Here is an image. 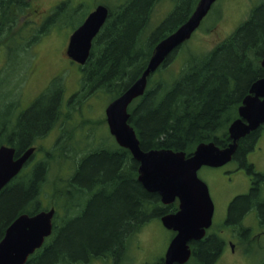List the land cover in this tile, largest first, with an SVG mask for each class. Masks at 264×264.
Here are the masks:
<instances>
[{"label": "trees", "instance_id": "obj_1", "mask_svg": "<svg viewBox=\"0 0 264 264\" xmlns=\"http://www.w3.org/2000/svg\"><path fill=\"white\" fill-rule=\"evenodd\" d=\"M169 1L118 0L105 5L107 19L80 69L81 90L112 101L141 75L154 46L187 20L199 0H176L174 11L150 29L154 7ZM80 9L81 6L72 10L68 1L62 2L37 26L33 19L39 13L35 0H0V48L6 66L20 63L33 40L45 35L63 12L75 14ZM180 48L172 51L147 78L144 94L128 108V122L143 151L164 148L190 154L201 142L226 146L228 121L234 118L251 84L264 77L260 65L264 56V2L209 51L186 50L178 73L156 79L178 51L183 53ZM62 94V89L51 85L36 96L26 111L15 116L18 105L8 102L4 106L6 119L0 117V146L14 147L17 153L33 146L36 150L27 167L0 192V239L18 216L54 208L51 236L25 264H85L105 257H112V264H118L127 236L152 218L174 213L177 204L164 206L158 194L147 192L137 180L138 162L128 150L112 142L73 162L72 169L78 171L67 174L65 194L72 195L70 182L78 190L76 193L84 192L88 203L81 214L66 221L59 214L68 209L61 206L60 177L48 181L53 154L41 151L38 145L50 131L59 129L62 134L67 127L64 108L77 101L70 98L65 102ZM45 197L49 200H43ZM42 201L47 206H42ZM236 202L243 206L247 199ZM216 252L213 241L197 242L191 260L211 264L217 258ZM161 262L162 259L155 264ZM259 264H264V258Z\"/></svg>", "mask_w": 264, "mask_h": 264}, {"label": "water", "instance_id": "obj_2", "mask_svg": "<svg viewBox=\"0 0 264 264\" xmlns=\"http://www.w3.org/2000/svg\"><path fill=\"white\" fill-rule=\"evenodd\" d=\"M215 0H199L191 16L175 31L159 41L140 77L105 108L106 123L116 143L127 149L138 162L137 180L150 193L158 194L161 203L177 200V211L160 217L162 226L174 232L161 264H185L191 251L189 243L201 239L211 224L213 203L206 184L198 178L202 166H222L231 159L236 141L264 123V78L254 81L238 109V118L228 127L232 142L219 148L213 142L199 143L191 155L171 149L141 150L133 127L129 124L128 106L144 94L148 76L165 58L188 40ZM107 8L99 4L68 40L66 56L78 64L89 58L92 39L107 18ZM264 68V57L261 60ZM29 148L18 157L15 149L0 146V191L16 176L33 153ZM54 210L34 215L18 216L5 230L0 240V264H25L27 258L39 249L51 234Z\"/></svg>", "mask_w": 264, "mask_h": 264}, {"label": "rangeland", "instance_id": "obj_3", "mask_svg": "<svg viewBox=\"0 0 264 264\" xmlns=\"http://www.w3.org/2000/svg\"><path fill=\"white\" fill-rule=\"evenodd\" d=\"M66 1L72 10L81 6L80 11L75 14L68 11L63 12V17L59 16L45 35L38 40H33L34 44L23 53L25 57L20 63L8 68L4 52L0 48V79L6 76L0 83V90H2L0 91V117L5 116L6 119L4 108L6 103L11 102L13 105H18V108L14 110L13 116H15L51 85L63 90L62 98L65 102L70 101V98L77 101L74 104L70 103V107L64 108L67 114L65 116L67 127L64 132L60 134V130L55 129L46 137L41 138L38 144L41 145L39 146L42 148L41 151L53 154L48 181H54L57 175L60 177L69 174L76 152L80 151L82 156L84 155L82 150L89 148L96 150L101 148L98 147L99 145L109 146L113 142L103 121L104 109L110 101L109 98L94 94L92 97L86 90H81L79 66L66 58L65 49L73 29L95 6L98 4L112 5L118 0H35V7L39 12L35 17L33 16L35 23L39 24L42 17L43 19L47 17L51 8ZM263 2L264 0H217L214 8L202 21L200 28L180 48L181 51L184 50L183 53L180 55L178 51L179 53L175 54L170 64L155 78H168L178 73L186 50L197 53L209 51L230 35L249 17L250 12ZM170 6L169 2H161L154 7L149 22L150 29L153 30L159 25L171 11ZM77 104L79 106H76ZM52 113L55 114V108ZM8 126H11L10 122ZM208 175L213 176L207 169L198 172V177L209 187L206 180ZM43 200L48 201L49 199L45 197ZM45 201H42V206H47ZM247 223L253 225L255 229L256 221L248 219L245 221V224ZM218 225H214L213 229L218 230L216 228ZM262 229L260 227L255 229V232L260 234L258 237L251 236L254 238L253 244L247 245L244 251H239L234 255L222 253L211 264H259L264 258V229ZM260 230L262 231L258 232ZM227 235L228 230L225 229L221 236L227 240ZM172 236L173 233L165 229L159 219H150L135 234L127 236L124 241L125 252L118 264L159 262ZM85 264L105 263L103 260H92ZM107 264L111 262L108 261ZM188 264H194V261L190 260Z\"/></svg>", "mask_w": 264, "mask_h": 264}, {"label": "flooded vegetation", "instance_id": "obj_4", "mask_svg": "<svg viewBox=\"0 0 264 264\" xmlns=\"http://www.w3.org/2000/svg\"><path fill=\"white\" fill-rule=\"evenodd\" d=\"M169 3L170 5L172 3L170 9L171 11H174L173 9L175 8L177 1L171 0ZM191 13L192 11L189 12V16ZM149 33L147 34L149 35ZM184 44L185 42H183L178 48L182 47ZM242 100L237 107V112L234 115V118L227 123L226 132L228 136L225 147L232 142L227 130L232 121L238 118V108L241 106ZM28 107L29 106H26L22 110L26 111ZM238 145L239 147L237 148ZM98 147H103V145H99ZM236 149H238L237 152H235ZM92 151H94V148L93 150H90V148L82 150V153L87 155ZM80 154L81 152H76L74 154L73 162H77L78 159H80ZM203 169L209 170L213 175L212 177L208 175L209 177L206 178L210 188L204 182L208 187L209 195L213 202V214L211 224L205 229L203 237L197 241L189 243L191 251L189 260L194 255L193 251L197 248V242L206 240L213 241L216 245L217 252L215 255L217 256L222 253L234 255L239 251H244L247 245L253 244L252 240L254 238L251 236L256 235L258 237L260 234L256 233L255 229L258 227L264 229V123L236 141L235 150L231 155V159L227 163L217 167L202 166L198 172ZM77 171L78 170L71 169L69 174ZM60 181L62 198L61 206H67L68 209L65 211L60 210L59 214H61L65 220L67 218L71 219L85 210L88 201L87 199L85 200L84 192L76 193L78 190H76V187H72L70 182L68 187L70 189L69 192H71L72 195L65 194L64 189L67 175L60 176ZM244 198L247 199V204L243 206L238 204L237 206V202L235 203V201ZM160 217L158 218L159 220ZM248 219H252L254 222L256 221L255 229L253 225H250L249 223L245 224V221ZM216 224H219L216 227L218 230L213 229V226ZM225 229L228 230L227 240L221 236ZM262 230L258 232H261ZM103 261L105 264H107L108 261H110L111 264L113 263L112 257H105ZM188 262L189 261H187L186 264H188ZM194 264H197V260Z\"/></svg>", "mask_w": 264, "mask_h": 264}, {"label": "bare ground", "instance_id": "obj_5", "mask_svg": "<svg viewBox=\"0 0 264 264\" xmlns=\"http://www.w3.org/2000/svg\"><path fill=\"white\" fill-rule=\"evenodd\" d=\"M186 10H187V9H186ZM107 16H108V15H107ZM185 18H186V17H185ZM165 27H166V26H165ZM172 54H173V53H172ZM160 66H161V65H160ZM237 66H238V65H237ZM251 70H252V69H251ZM222 72H223V71H222ZM153 73H154V72H153ZM153 73H151V74H153ZM151 74H150V75H151ZM150 75H149V76H150ZM248 75H249V74H248ZM149 76H148V77H149ZM139 77H140V76H139ZM139 77H138V78H139ZM138 78H136V80H137ZM136 80H135V81H136ZM180 80H181V79H180ZM135 81H134V82H135ZM134 82H133V83H134ZM225 109H226V108H225ZM238 109H239V108H238ZM233 112H234V111H233ZM192 118H193V117H192ZM223 119H224V118H223ZM219 120H221V119H219ZM224 121H225V120H224ZM177 136H178V135H177ZM234 154H235V153H234ZM127 168H128V167H127ZM135 171H136V170H135ZM79 172H80V171H79ZM119 178H120V177H119ZM120 179H121V178H120ZM76 190H77V189H76ZM96 206H97V205H96ZM76 209H77V208H76ZM160 215H161V214H160ZM215 258H216V257H215ZM213 260H214V259H213Z\"/></svg>", "mask_w": 264, "mask_h": 264}]
</instances>
